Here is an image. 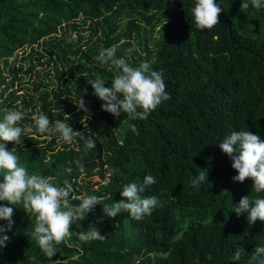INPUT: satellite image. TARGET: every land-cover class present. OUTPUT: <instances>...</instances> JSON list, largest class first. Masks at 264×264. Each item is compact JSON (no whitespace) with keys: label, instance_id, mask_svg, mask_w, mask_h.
I'll use <instances>...</instances> for the list:
<instances>
[{"label":"trees","instance_id":"trees-1","mask_svg":"<svg viewBox=\"0 0 264 264\" xmlns=\"http://www.w3.org/2000/svg\"><path fill=\"white\" fill-rule=\"evenodd\" d=\"M216 2L223 9L220 23L200 30L191 12L195 0H0V120L4 109L15 108L25 113L19 126L33 127L19 145L5 142L8 150L17 148L19 165L58 187L67 180L73 205L85 195L113 204L122 199L124 185H143L146 175L157 183L141 195L159 200L142 220L123 211L104 216L97 204L75 224L87 229L102 218L96 226L105 238L81 241L74 224L51 259L26 234L35 216L22 203L0 201L14 209L0 264H259L264 259L251 258L264 246V222L249 224L248 213L235 212L242 197L251 202L264 193L252 190L251 178L233 181L238 173L219 147L240 130L264 140V7L245 0L250 6L242 12V0ZM112 45L133 67L148 61L153 70H163L171 98L146 120L103 111L104 102L87 82L99 76L111 87L119 69L96 57ZM81 97L88 112L78 110ZM40 113L52 123L64 120L85 139L65 143L58 133H37L31 117ZM89 138L96 147L85 150ZM202 169H208V181L195 188L191 180Z\"/></svg>","mask_w":264,"mask_h":264},{"label":"clouds","instance_id":"clouds-1","mask_svg":"<svg viewBox=\"0 0 264 264\" xmlns=\"http://www.w3.org/2000/svg\"><path fill=\"white\" fill-rule=\"evenodd\" d=\"M252 7L260 9L264 7L262 0H250ZM249 2L242 0L241 11L248 9ZM222 7L216 0H195L191 12L196 27L200 30L212 29L220 23L219 16ZM118 45H112L100 50L96 60L101 64H111L119 69L111 81V87H105V80L96 76L87 82L94 89V95L104 103L102 110L111 113L115 117L126 114L134 119L146 120L153 110L162 102L170 100V93L166 91L163 70H153L148 61H143L138 67L131 66L123 57H117ZM128 54L133 51L129 48ZM122 97V98H121ZM78 110L88 112L86 102L80 98ZM70 116L65 114V120ZM25 118V113L12 108L4 109V115L0 120V171L3 172V181L0 182V201H7L11 205L22 203L24 211L35 216V224L31 232L26 234L35 240L44 255L51 259L57 253L56 244L62 242L71 235L70 229L76 221L84 220L85 215L92 212L97 204L103 205L104 216L115 218L123 212L130 213L135 220H142L145 216L151 215L158 206L157 196H142L145 187L157 183L152 175L144 177V184L135 182L123 186L119 201L107 204L96 195H85L80 197L79 205H73L70 196L73 193L72 185L65 180L64 186L58 187L51 182L50 178L38 174H29L25 167L18 163V156L15 154L17 148L8 150L5 142L20 144L23 135L33 133V127L19 126V122ZM34 121L35 131L39 134H59V138L65 143H72L76 136L85 139L83 132L75 131L69 123L64 120H56L52 123L47 114L40 113L31 117ZM135 131V128H133ZM96 147L92 139L85 140V150ZM220 149L232 160V167L238 175L232 177L234 182L243 183L251 178L253 191L264 193V140L258 134L251 131H234L226 136L221 143ZM79 171L85 172L84 165L80 160L75 161ZM71 172V168L66 169ZM113 170L107 172L108 176ZM208 169H202L198 176L191 180L195 188H199L201 182L208 181ZM71 199L76 197L71 196ZM237 215L248 213L249 224H255L257 220L264 222V198H256L250 202L249 196L241 198L235 208ZM13 207L0 205V220L7 221L6 226H0V250L7 246L10 237L6 234L14 223ZM96 223H103L102 218H97ZM96 223H90L87 229L81 224L75 226L81 229L78 237L81 241L88 242L102 240L100 229ZM264 256V246H258L252 254V260ZM240 253L236 252L234 259H239ZM211 259V257H209ZM259 264H264L260 259Z\"/></svg>","mask_w":264,"mask_h":264}]
</instances>
